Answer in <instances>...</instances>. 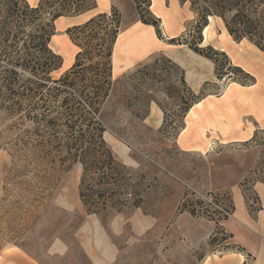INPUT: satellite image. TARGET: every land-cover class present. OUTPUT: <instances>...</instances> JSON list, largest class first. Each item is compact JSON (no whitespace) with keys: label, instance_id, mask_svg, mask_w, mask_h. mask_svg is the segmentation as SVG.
Returning <instances> with one entry per match:
<instances>
[{"label":"rangeland","instance_id":"1","mask_svg":"<svg viewBox=\"0 0 264 264\" xmlns=\"http://www.w3.org/2000/svg\"><path fill=\"white\" fill-rule=\"evenodd\" d=\"M139 1L144 11L146 1ZM182 14L184 28L164 26L163 32L161 24L164 40L172 30H182V43L196 42V32L186 34L198 15L188 8ZM45 15L51 21L49 11ZM137 17L134 5L125 4L121 27ZM209 23L208 30L219 35L221 23L214 16ZM19 24L10 38L18 55L28 49L39 54L41 46L31 42L32 27ZM112 28L102 23L77 33L74 42L60 27L51 47L63 65L51 76L65 77L81 52L78 85L63 93L81 101L89 121L104 127L107 145L124 166V187L107 195L125 201L88 213L79 195L83 167L61 161L65 154L58 152L57 138L69 131L61 126L65 121L38 125L0 101V264H201L217 249L241 251L217 226L216 240L207 239L210 217L224 228L227 213H233L234 188L243 191L253 217L264 209V124L246 142L208 140V150L189 149L180 140L194 99L224 100L251 85L243 83L247 71L233 67V54L220 52L216 63L181 43L144 61L119 55L111 61ZM205 29L203 45H208L212 35ZM235 42L237 60L255 59L246 39ZM50 64L57 66L54 59ZM29 75L23 72L24 78ZM55 98L51 106L56 112L60 99ZM30 101L36 102L26 104Z\"/></svg>","mask_w":264,"mask_h":264},{"label":"trees","instance_id":"2","mask_svg":"<svg viewBox=\"0 0 264 264\" xmlns=\"http://www.w3.org/2000/svg\"><path fill=\"white\" fill-rule=\"evenodd\" d=\"M145 1L147 8L141 11L140 1L134 0L140 19L143 23L154 26L159 37L162 38L161 19L151 10L152 0ZM181 1L189 2L198 15L195 25L186 34V38L196 32L198 39L196 42L185 40L182 43L179 37H173L168 40L169 43L186 44L197 54L218 63L216 55L220 52L225 55L226 52L217 50L210 44L203 45V30L209 25V19L215 16L223 20L234 40L240 42L246 39L264 53V0ZM95 6V0H40L37 5H31L27 0H0V90H4V92L0 91V101L3 104L9 103L12 111L22 113L23 117L37 122L38 125L50 123L53 119L65 121L61 122V126L68 128L69 131L63 137L57 138L60 147L58 152L65 154L61 161L79 162L83 167L79 195L88 213H99L123 204L125 200L108 196L107 193L124 187L121 183L124 166L107 145L103 137L104 127L99 122L89 121L85 115L87 110L81 101L63 93L68 86L78 85L77 69L82 65L81 52H78L76 63L65 77L53 79L51 72L62 67L63 61L52 49L51 41L56 34L55 21L59 17L77 16ZM47 11L52 17L51 21H47L45 15ZM17 23H20L19 26L32 27L31 42L41 46L39 54L36 50L28 49L27 53L18 55L20 53V49H17L18 45L10 40L12 28ZM102 23L113 27L110 32L112 44L109 50L112 61L114 44L121 28V13L117 8H113L110 13H99L80 25L68 28L67 33L76 42L77 33H85ZM48 27H51V30H48ZM51 59L57 63L55 68L50 64ZM233 67L241 70L239 66ZM25 71L30 74L28 78L23 76ZM244 74L246 77L244 84L256 82L253 75L248 72ZM37 96L43 101L41 106L35 100ZM52 98L60 99V106L56 112L51 106V100H54ZM29 100L36 102L32 104L30 101V104H26ZM199 101L200 99H194L187 110L189 111ZM28 104L29 108L25 109ZM135 205L139 206L140 203ZM210 219L217 223L221 232L224 231L220 226V220H215L213 217ZM216 235L217 232L212 237V241L216 240Z\"/></svg>","mask_w":264,"mask_h":264},{"label":"crops","instance_id":"3","mask_svg":"<svg viewBox=\"0 0 264 264\" xmlns=\"http://www.w3.org/2000/svg\"><path fill=\"white\" fill-rule=\"evenodd\" d=\"M39 1L28 2L37 5ZM95 2V8L83 14L59 17L55 21L56 33L60 27L67 32L68 28L80 25L99 13H110L113 8H117L122 13L127 3H131L136 8L134 0H95ZM186 8L197 15L189 2L181 0H152L151 5L152 12L161 19L163 32H165L164 26H172L173 29L182 26L184 28L182 10ZM215 19L221 23V32L216 36L207 26L205 33L210 31L212 35L208 41L213 47L229 55L233 54L232 59L237 63L236 65L253 75L256 82L235 89L230 98L224 100L203 98L193 105L189 110L191 117L185 122L180 140L187 148L198 151L208 150L210 145L208 140L212 142L218 140V143L246 142L253 138L257 128L264 124V53L246 40L252 45L253 50L249 51L254 53L255 59L249 62L243 60L244 63L237 60L234 55L237 48L232 44L236 43L234 38L229 34L223 20L219 17ZM181 31L172 30L170 35L166 34L167 39L164 40L163 37H159L154 26L143 23L140 17H137L128 26L120 28L112 57L119 55L130 60L144 61L157 53H169L172 44L167 41L178 37ZM261 185L264 196V184ZM232 195L235 208L222 225L229 234L231 243L241 248V251L217 249L209 252L201 264H264V209L253 217L243 191L238 187L234 188ZM207 223V239H210L217 223L210 220Z\"/></svg>","mask_w":264,"mask_h":264},{"label":"built area","instance_id":"4","mask_svg":"<svg viewBox=\"0 0 264 264\" xmlns=\"http://www.w3.org/2000/svg\"><path fill=\"white\" fill-rule=\"evenodd\" d=\"M232 213H227L228 216H231ZM263 238H264V234H263Z\"/></svg>","mask_w":264,"mask_h":264}]
</instances>
